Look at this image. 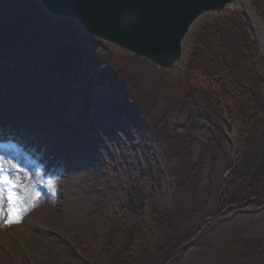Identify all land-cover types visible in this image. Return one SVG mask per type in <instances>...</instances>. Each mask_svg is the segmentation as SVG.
Instances as JSON below:
<instances>
[{
    "label": "rangeland",
    "instance_id": "374dc122",
    "mask_svg": "<svg viewBox=\"0 0 264 264\" xmlns=\"http://www.w3.org/2000/svg\"><path fill=\"white\" fill-rule=\"evenodd\" d=\"M244 1L248 17L257 15L253 7L254 2L264 4V0ZM235 9L240 10L238 12L243 10L242 7H234L232 10ZM29 10H33L34 17ZM36 11L31 0H0V33L10 37L15 34L20 40L30 41L29 31H26L24 36L22 33L14 32L18 31L17 27L21 24H17L23 19L30 20V25L36 26L41 19L34 14ZM211 17L212 15L202 17L192 28L194 31L190 33L185 43L188 56L194 49L192 35ZM250 20L251 29L260 47L261 59L258 68L260 74L264 76V42L261 40L264 38V23L256 17H251ZM70 24L56 23L50 37L52 50L55 51L61 45L63 51L67 52L73 46L72 49L78 52L73 56L89 57L95 48L83 44V36H80L77 28ZM60 39L64 44H61ZM65 40L68 41V45ZM97 52L102 58V64L97 68L103 69V74L107 73L106 79L110 84L90 88L87 84L77 85L74 81L70 87L76 89L75 91L57 82L48 87L47 80L43 78L45 74L47 75L46 69H43L37 78H33L45 96L55 98L51 102L59 100L67 103L65 106L67 114L59 127L60 133H56L58 138H63L62 147L76 146L77 149L81 143L87 146L84 156L74 152L70 155L65 154V159L60 162L61 166L56 165L54 169L50 167L54 159L52 156L62 151L54 146L57 139L49 138L47 133H40L35 136L37 138L34 137L37 141L29 144L34 136L33 130L30 129L28 134L18 131V136L15 135L19 125H30L28 117L32 118V123L38 125L33 119L36 117L32 108L33 102L18 100L13 104L16 109L8 108L15 113L8 115L3 113L6 103L1 97L3 91L1 85L3 83L7 86L25 85L29 70L19 67L23 58L9 59L11 61L7 62L8 64L0 66V135L3 136L0 137L2 142L0 165L11 179L18 182L19 187L15 191L22 199L25 209L20 215L19 222L8 223L7 216L0 217V264H82L80 257L82 253L96 249V242L101 238L107 221L127 207L128 196L133 194L132 190L156 206L170 208L172 180L155 147L143 135L145 125L141 122L144 120L143 118L137 120L136 115L132 113L133 109L125 105L124 99H117L114 93H118V86L121 88L125 84V89H128L129 85L130 91H133L134 95H140L141 101L148 96L147 106L152 97L150 93L155 88H160L158 90L162 93L164 91L172 100L181 99V96L187 95L190 91L186 81V55L182 70L170 73V76L155 70L149 62L109 45L103 46ZM26 63L25 65L31 66L30 62ZM110 79H113L116 85L111 84ZM115 105L125 109L126 114L120 115ZM46 109L51 114L54 110L52 106ZM153 110L148 109L147 114ZM41 120L38 121L42 122ZM52 122L49 119L45 120V124L48 125ZM54 122L55 126H59V119ZM72 128H78V133L73 137L74 143H70L67 138ZM10 133L14 138L5 136ZM28 144L37 145L35 152L42 150L41 162H45L43 165L37 162L30 166L26 162V165L22 166L7 157L8 153L14 152L12 149H17L22 154L25 153L27 160L33 163L34 156L25 152ZM2 150L5 152L4 155L1 153ZM144 219L146 235L142 242H146L151 235L147 214ZM211 221L209 218L207 222ZM246 223L247 221H241L238 224L241 228L247 229ZM253 230L256 231V228ZM234 250L238 251L237 248ZM221 253L223 257L218 254L211 264H223L233 255L231 251L221 250Z\"/></svg>",
    "mask_w": 264,
    "mask_h": 264
},
{
    "label": "trees",
    "instance_id": "16d2710c",
    "mask_svg": "<svg viewBox=\"0 0 264 264\" xmlns=\"http://www.w3.org/2000/svg\"><path fill=\"white\" fill-rule=\"evenodd\" d=\"M253 4L264 21V4ZM48 22H42L44 31ZM44 31L30 44L3 36L0 50L9 53L18 47L21 55L42 65L47 45ZM195 39L186 73L190 91L171 100L172 107L165 109L159 101L162 95L152 96L147 106L148 96L141 101L129 85L120 89L126 104L136 105L137 119L144 120L143 135L156 147L173 179L170 208L146 206L131 196L127 207L108 220L96 249L82 253V264H211L218 254L223 257V247L207 233L194 248L179 251L198 237L206 218L203 211L215 214L222 206L228 220L242 213L264 212V76L258 68L260 47L251 22L246 14H230L203 26ZM98 49L83 64L85 79L93 86L107 82V73L97 68L102 64ZM56 56L61 58L59 52ZM66 64L67 59H62V73ZM148 109L154 110L147 114ZM232 129L236 167L231 181L223 182L220 177L233 167ZM145 209L151 214L153 233L139 247ZM243 245L257 246L251 239ZM257 247L250 258L231 255L223 264H264V245Z\"/></svg>",
    "mask_w": 264,
    "mask_h": 264
},
{
    "label": "water",
    "instance_id": "95a60500",
    "mask_svg": "<svg viewBox=\"0 0 264 264\" xmlns=\"http://www.w3.org/2000/svg\"><path fill=\"white\" fill-rule=\"evenodd\" d=\"M37 1L53 20L71 21L91 40L148 59L170 73L182 70L184 41L200 17L244 5L240 0Z\"/></svg>",
    "mask_w": 264,
    "mask_h": 264
},
{
    "label": "bare ground",
    "instance_id": "6f19581e",
    "mask_svg": "<svg viewBox=\"0 0 264 264\" xmlns=\"http://www.w3.org/2000/svg\"><path fill=\"white\" fill-rule=\"evenodd\" d=\"M253 18H254V16H253ZM200 31H201V29H200ZM261 40L264 42V38H261ZM21 41L22 40H20V42ZM186 41L187 40L184 41V44L186 43ZM192 42L193 43L196 42V39L192 38ZM23 56L24 55L22 54L19 57H23ZM140 59L142 61L149 62L150 65L155 68V70L163 73V75H170L171 76L170 72L164 70V68L159 67L158 65H153L151 63V61H149L148 59L147 60L144 59V58H140ZM79 78H83V77H79ZM85 82H86L87 85L91 84L86 79L83 82L84 85H85ZM111 84L116 85L114 83H111ZM123 86H125V85H123ZM120 89L121 88L118 87V93L119 94L121 93ZM158 89H160V88H158ZM158 89H156V88L153 89V91L150 93V95L155 96V97H158L159 95H162V97L159 98V101L162 102V105L164 104L163 106L165 107V109H167L168 106L172 107L173 104L170 103V101L172 100L171 99L172 97L167 96L164 91L162 93V91L158 90ZM137 99L141 100L140 95L137 96ZM140 100H139V102H141ZM125 105H127L126 102H125ZM0 108H1V106H0ZM32 108L34 110H36L37 112H39L38 111V106L33 104V103H32ZM120 108H121L120 106L115 105V109L118 110V111L120 110L122 115L126 114V113H123V112H125V109H122V111H123L122 112ZM129 108L130 109H134V108H136V105L134 106V104H131V105H129ZM55 113H56V111L52 112V114H55ZM132 113H135V111H132ZM135 114H137V113H135ZM21 117L24 118L25 116L21 115ZM28 118L32 119L30 117H28ZM232 142H235L234 141V137H232ZM155 150H156V147H155ZM156 152H157V150H156ZM234 156H236V153L234 155H232V158H234ZM232 162L235 163V160H232ZM235 167H236V165H233V167H232V169L230 171L229 170L228 171H224L223 176L220 177L223 182L231 181V178H232L231 175H232V172L234 171ZM166 172H167L168 176L170 177V179L172 180V184H173L172 191H174L173 179L171 178L167 168H166ZM228 190H229V188L226 189L227 192H228ZM132 192H133V194H130L128 196V200L130 199L131 196L139 197L142 202L145 201L144 205H146V206L147 205H152L154 207L158 206V205L157 206L154 205L150 201H147L143 196H141L137 192H135V190H132ZM170 206H171V203H170ZM158 207L159 208H165L164 206H158ZM224 213H225V211H223L222 206L217 210V212L215 214L214 213L211 214V212H209V210L203 211L201 214H203L202 216H204L206 218L204 219V226H203L202 230L199 232V235H202L203 233H207L209 236L213 237L216 240V243L218 245L221 244V246L223 247L222 249L224 251H231L232 252L231 254H233L234 257L235 256H239L241 254H244L245 257L248 256L250 258V256L253 255L256 252V248H258L257 247L258 244L262 243V245H264V212L260 213V214L242 213V214H239L237 216H234V218H231L229 220H228V218H226V216H224ZM46 214H48V212ZM145 214L148 215V221L147 222H148V226L150 227V234L153 233V226H152V222H151V214H150L148 209H145L141 213V222H142V226H143V231H142V236L140 237V240L137 243V245L139 247H141L143 245L142 239L146 235V229H145L146 221L144 219L145 218ZM193 216L196 217L195 214H193ZM209 218H210V220H212L211 222H207ZM241 221H247V223H246V228L247 229L241 228L239 226L238 223L241 222ZM254 228H256V231L253 230ZM246 232H247V234H246ZM247 239H251V240L255 241L257 246H255V247L244 246L243 245L244 240H247ZM194 247H195V243L190 241V242L184 244L183 246H181L179 251L182 254V253H184V250H187V249H190V248H194ZM234 248H237L238 251L234 250ZM185 256H187V255L185 254ZM174 260L175 259H173L172 261H174Z\"/></svg>",
    "mask_w": 264,
    "mask_h": 264
},
{
    "label": "snow or ice",
    "instance_id": "6c2138e0",
    "mask_svg": "<svg viewBox=\"0 0 264 264\" xmlns=\"http://www.w3.org/2000/svg\"><path fill=\"white\" fill-rule=\"evenodd\" d=\"M3 173V166L0 165V217L7 216L8 223L19 222L20 215L25 211L23 201L15 191L19 184Z\"/></svg>",
    "mask_w": 264,
    "mask_h": 264
}]
</instances>
